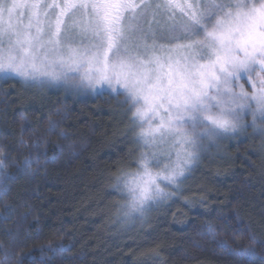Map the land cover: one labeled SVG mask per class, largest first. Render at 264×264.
<instances>
[{"label": "snow or ice", "instance_id": "obj_1", "mask_svg": "<svg viewBox=\"0 0 264 264\" xmlns=\"http://www.w3.org/2000/svg\"><path fill=\"white\" fill-rule=\"evenodd\" d=\"M0 74L123 95L136 146L130 152L140 151L130 160L135 169L121 172L111 187L127 193L126 216L142 213L174 195L162 185L183 191L208 146L248 128L264 136V0H0ZM61 122L50 119L47 131L56 133ZM6 166L0 157V177L8 178ZM248 239L264 248V238ZM37 250L54 256L64 249L48 243L5 250L0 264L10 256L14 264H36ZM243 251L254 257L256 249Z\"/></svg>", "mask_w": 264, "mask_h": 264}, {"label": "trees", "instance_id": "obj_2", "mask_svg": "<svg viewBox=\"0 0 264 264\" xmlns=\"http://www.w3.org/2000/svg\"><path fill=\"white\" fill-rule=\"evenodd\" d=\"M122 100L0 79V157L9 173L0 177V259L52 243L64 250L34 251L36 264H264V248L248 239L264 238V136L249 128L206 157L182 192L170 187L172 197L126 216L127 193L111 186L135 169L140 149L130 152ZM50 119L62 121L56 133L47 131Z\"/></svg>", "mask_w": 264, "mask_h": 264}, {"label": "rangeland", "instance_id": "obj_3", "mask_svg": "<svg viewBox=\"0 0 264 264\" xmlns=\"http://www.w3.org/2000/svg\"><path fill=\"white\" fill-rule=\"evenodd\" d=\"M160 43H168V41L167 40H161ZM0 79H3V74H0ZM20 79H22V78H20ZM28 83L34 84V85L37 86V88H39L41 90H44V91H50V90L52 91V90H54L56 92H60V93L65 94V95L70 94V95H74V96H82V97H89L90 96L91 97V96H95V95L100 94V93H109L110 94V91L107 90V89H97L95 91L85 89V90L80 91L79 93H77V92H73V91L67 90L64 87H47V86H41L39 83H31V82H28ZM238 83L242 84L245 87V89L250 91V89L248 88V83H247V81L245 79H241ZM110 95H112V94H110ZM114 97L124 99L123 95L114 96ZM249 119H250V117H249ZM247 130H250V129L248 128ZM235 137L229 138V139H225V140H221V141H217L215 146H208L206 148V150L201 153L200 159L194 162V165H193V167L191 169V172L186 174L188 180L187 179H186L187 181L184 180V182L182 184H186L189 181L190 177L193 175V173H196L199 170V168L201 167L202 162L204 161V159L206 157L209 159V158H213L215 155L223 154L224 151H223L221 145L225 144L227 141L234 140ZM162 162L166 163L167 161L163 160ZM162 187L165 188L166 192L170 188V187H167V186H164V185H162ZM153 203H155V202H153Z\"/></svg>", "mask_w": 264, "mask_h": 264}]
</instances>
